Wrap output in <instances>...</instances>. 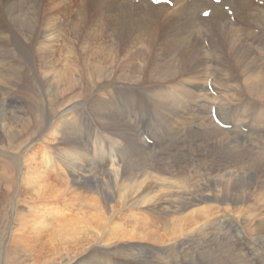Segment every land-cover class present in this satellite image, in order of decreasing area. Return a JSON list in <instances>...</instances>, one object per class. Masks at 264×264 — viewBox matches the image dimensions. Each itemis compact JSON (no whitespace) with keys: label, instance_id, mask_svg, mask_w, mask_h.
<instances>
[{"label":"bare ground","instance_id":"1","mask_svg":"<svg viewBox=\"0 0 264 264\" xmlns=\"http://www.w3.org/2000/svg\"><path fill=\"white\" fill-rule=\"evenodd\" d=\"M77 2V12L89 11L90 4L92 7L94 6L93 8L98 12L99 18L95 21H89L88 25L89 27L93 25L96 26L94 34L92 37H83V40L86 42H93L99 35L110 37L111 41L108 42L111 48L107 55L112 57L113 67L115 66L114 64L118 63L120 60L119 58L122 57L120 54L124 52H122L124 47L130 46V44L133 42L135 43V41L137 42L135 46L142 45L140 52L134 49L135 46L131 47V49L128 48L130 49L129 51H136V53L138 52L137 55L147 57L148 52L146 51V46L149 44L148 41L154 43L160 40L161 42L167 43L166 47L182 46L186 48L189 45L188 42L194 35H197L200 41L207 38L209 40L208 43H210L212 47V51L220 49L224 40H228L231 47H233L231 43H236L240 48H244L245 50L248 49V55L244 56H247L249 59L255 54L253 49L256 47L261 52L258 57H260L264 65V0H251L250 2L248 0H223L221 4H215L213 0H174L173 7L168 5L156 6L151 0H140L139 3L124 0H0V101L8 96H17L21 98L16 90L20 86H25L30 90H32V87H36L39 84L37 80L40 74L37 71L38 69H36L38 66L41 73L46 78V81L45 79L40 80L45 81V85L49 84L50 87H54L52 90L51 105L56 103L55 101L59 99L58 96L61 95L59 88L62 87L64 89L62 93L63 96L66 93H72L74 97L76 95L77 99L82 97L83 90L76 91L72 83L66 85L59 77V74L52 73V75H49L50 71L46 73V59L48 58L49 60V58L55 54L63 55L64 53H70L73 47L71 45L72 43L70 44V38L68 36L77 35V33L80 34L81 32L80 26L85 20L82 18L78 19L77 12L71 14L72 17H75L71 19V22L70 20L67 22L66 19L62 18L63 14L75 11L73 7L77 6H73V4ZM257 2H262V4ZM225 5H230V9L233 10V17L225 10ZM209 8H211L213 12L210 17L203 18L200 14ZM146 15L150 19L165 20L171 23L173 25L172 33L162 36L148 26L140 28V25L134 23L133 20L136 17ZM120 20L129 21V24H123L118 27L117 23ZM240 24H242V33L239 35V31L235 26ZM250 25H252L253 28L249 27ZM152 32L153 36L151 37ZM190 35H192V37L188 40ZM256 36H259L261 40L255 39L252 43L254 44L255 41H261L263 44L249 47L245 41H252V37ZM60 38H62V42ZM236 40L238 42H235ZM143 42L146 44H143ZM69 45H71V47ZM198 45L201 46L200 43H198ZM91 51L92 49L90 50V54ZM95 51L94 53H96ZM102 52L100 53L99 51L101 55H103ZM131 54L134 53L131 52ZM217 54L218 59L216 60H218L220 65L223 64L222 70L218 69L219 72L215 74V79L211 73L210 78H207L208 75L205 74L207 69L205 68L204 58L208 57L209 62L215 59ZM255 57L257 58L256 54ZM38 58L39 60H37ZM226 59L223 60L221 54L218 52H210L206 56L190 62L184 71L187 74L188 80L179 79L182 81L174 85L173 92L177 90L179 95H177L178 98H173L172 101L167 99L168 92L166 91L170 89L171 80H173L174 77L175 81L178 79L176 76L177 73L174 70H164L166 76H164L163 70H158L160 72L157 74H159L160 77L157 79V82L154 83L153 91L147 93H145L146 90L141 88L142 84L139 81L131 85L130 83H123V81H126V78H120V80H118L119 75L115 73V68H113L110 73L106 74V71L101 70L105 69V67H101L100 70L89 75L92 77L91 81H94L93 95L91 94L90 96L92 101L95 99L92 111L94 112V118L91 121L95 125L98 122L105 132H101L96 141L97 143L99 142L98 144L102 146V149H106L108 146V149L112 153L109 154L110 159L107 161L104 160L106 163L102 167L103 169H107L108 180L104 177L105 174H103V176H101L102 174H97V176L104 178L103 182L99 183V181L94 178L89 184L88 182L86 183L89 186L90 184L99 185V188L95 192L96 195H89L90 201H87L88 203L77 197L78 201L76 207L85 206V209H90L89 211H92L89 212L92 213L90 217H88V215H83L86 212L83 211V213H80L78 209L77 215L79 216L72 217V213H69L70 208L62 211L64 207H61V204L70 205L76 202L74 199L76 197L73 198L69 195V172H72V175L78 179L90 176V173L95 169V165L93 164L96 163L98 151L93 150V147L90 149L88 147L85 151V146L81 148V144L77 138L75 136L71 137V135L68 134L70 126L76 127L72 122L73 117L70 118L66 115L69 111L71 112V109H67L63 112L65 117L62 119L60 118V121H57V117H61L62 115L54 117L53 120L48 117L49 119L47 122L40 124L38 120H34L36 111L34 107H36V103L32 107L28 105V108L31 109L32 112L30 118L21 119L22 124L25 128L33 124L36 129L35 133L37 137L35 141L31 143L38 141L45 146H37L36 152L35 148L31 149L30 152L27 151L31 146L30 141L33 140L31 139V137H34L33 133L21 135L20 132L16 131V134H12L11 131L8 132L6 129H3L2 135L0 136V143L9 145L10 147L8 148L17 149L18 146L24 149V151L18 152V149L16 153L6 154L4 150L5 146H0V155L10 160L9 164L4 162L8 168L13 167L14 171L20 170L21 172L25 170L26 177L24 175V177L22 176V186H25L26 193L31 194V200H33H29V203H27L32 204L29 209L28 206H15V211L17 213L16 219L19 222H16L15 218H13L17 223V228L15 230L25 235V237H20L18 235L19 238L15 236L12 237V240H19L15 246H22L25 244L23 249L19 248V252H22L21 254H24L26 257L25 259L13 262L9 259V253L14 242L11 244L9 242L7 244L0 241V264H86L88 261H91L92 258H94V260L90 262V264H131L129 260H126V250H132L130 247H133V241L129 242V240H147L150 237H154L151 239H155L154 241L159 243L158 247L154 244V248L159 249L161 248L160 245L164 242V238L167 237V233L162 230H167L166 228L168 227L171 232H173L174 229L177 231V228L168 224L166 219L167 214L164 212L166 210L165 208L169 206V197L173 196L190 197L197 201L206 200V203L213 200L217 204L213 205L212 208L207 207L206 210H209L210 214L206 212L204 213L206 216L199 218L204 221L200 230L195 228L190 229L193 234L197 232L203 233L197 238V241H195L193 236H188L187 238V244L194 248L196 252L202 253L201 250L205 249L203 244H208V251L214 254L213 261L215 263L217 260H221L219 259L220 256L214 253L217 252L215 251V243L218 241H229L230 243H234L236 249L242 250L240 251V255L244 260L236 261V263L233 261L232 264H249V261L254 262V264H261L257 257L251 260L248 258L250 254L255 255V253L252 252L251 249H247V247L246 249L240 248L246 244L241 243V245H237L234 239H232L233 236H230L231 234L227 225L220 224V226L218 225L220 228L213 229L214 226L212 224L216 223H209L214 218L220 216H214L217 212H224L222 218H225L229 224L234 222L238 228L242 226V231L244 230V232H246L244 238L238 235L243 242L246 240L245 238H250V236H260L262 237L260 239H264V190L259 191V189L255 188L256 192H254L251 188V184H255L254 187L257 183L264 184V148L259 147L261 144L259 145L254 140H248L245 135L238 137L239 134H236L233 139H228L230 142H225L227 139H224L220 150L217 151V149H219L218 145H213L212 148L209 149L208 158L210 159V163L207 162V157L202 160L198 158L192 159L188 162L187 159L190 155L186 152H182L184 147L181 148V145H176L178 140L187 138V134L182 132L181 136H179V134L175 132H166L167 129L177 128V125L179 126L180 124L179 121L176 122L174 118L165 117V112L163 117L156 118L157 121H155L154 125L156 127H162L161 129L165 131L160 132V134L157 132L156 134L159 135V138L156 144L149 146L145 145L143 134L138 132L142 126V121L140 122L134 116L130 117L133 113L142 110L140 109L141 104L139 105L141 101L144 106H146L145 108H153V110H156L157 107L163 108L165 106H172V104H174L173 102L177 99L185 102L184 95L188 96L189 94L188 86H195V88L198 89L202 85L199 83H201L200 81H202L203 77H206V83H211L212 85L214 82L216 84L215 89H212L213 91H217L223 98L226 97L225 93L228 91L227 88L234 92H240V86L239 90H235L231 89L226 83L223 85L221 84V81L222 83L225 81L226 73L232 71L228 63L225 62ZM96 60H98V58ZM128 60H130V58ZM130 61L132 62L133 60ZM242 62L244 63L243 59ZM255 62L257 65H262L256 60ZM90 63L87 62L89 66L91 65ZM247 65L249 64H245V66L243 64V67L248 77L249 91L257 90V93L259 92L261 95L254 94L259 96L258 99L264 100V71L261 70L256 74L257 69H248ZM138 69H140V66ZM18 71L19 77H13V75L18 74ZM145 74L146 73H144V75ZM153 74L155 73H152V75ZM95 76L98 79L105 78L106 81L112 84L109 85L108 83V88L102 86L96 90V83L98 84V81H95L93 78ZM52 77L53 79H51ZM83 78L84 77L81 78L80 74H78L76 81L82 85L84 83ZM155 88L159 90H155ZM66 96L64 97L66 98ZM147 98L149 99L147 100ZM149 100L152 102V105L149 104ZM227 101V105L230 107H234L238 105L239 102H242V100L239 99L238 102L235 103L234 96L228 97ZM61 107L62 105L58 106L60 109ZM167 108L169 109V107ZM103 109L107 112H102ZM123 110L125 111L122 112ZM22 112H25V116L24 113L23 116L26 117V110H22ZM22 112L13 110L12 115L21 114ZM118 112L122 113L120 114ZM123 114L125 115V121H127V124L125 123L126 125L116 120L119 118L117 117L118 115L122 116ZM73 115L74 114H72V116ZM79 119L84 125L86 117L84 114L82 116V112ZM17 121L18 120L11 122V124ZM167 121L171 122L167 123ZM113 122L118 123L120 126L114 125ZM136 125L137 127H134ZM127 126L130 127V131L134 127V131L129 132ZM79 127L81 128V126ZM263 130L264 129H262V131ZM187 131L186 133L189 134ZM262 131L261 134L263 133ZM137 134L141 135L143 140H138ZM147 134L150 135L149 130H147ZM113 136L114 138H110ZM160 138L162 139L161 141ZM121 141L128 147V157L125 152L121 153L118 151V147L121 146ZM97 143H95V145H97ZM226 143L228 145L234 143L244 144V147L249 150V153L243 150L241 155L243 160L238 163L237 159L238 155L241 153L240 150L238 152H233L228 149ZM165 145L168 148L165 149ZM256 147L259 148L257 151ZM164 151L165 154L163 153ZM21 152H23V156ZM54 152L63 154V156L66 155L65 157L71 160H67L68 163L64 166L62 162L59 163L60 161H57L58 154L56 155ZM244 159H247L248 162H244ZM19 161L23 164L18 165ZM61 161H63V158ZM208 164L210 165L209 167H207ZM43 165L45 167H43ZM91 165H93V167ZM178 165L181 166L177 168V174H179L177 177H173L172 180L159 177V173L167 172L170 169L174 171L173 166ZM216 165L220 168L218 173L213 170V166ZM254 167H258L260 170L262 169L263 175L258 177L255 176L257 170L254 169ZM51 176L55 180L59 179V183L53 182L52 178L48 181L47 179ZM65 178H67L68 181H66ZM203 178L204 182L200 181L198 184L199 180ZM63 179L65 181H63ZM15 182L17 183L14 189L17 190L19 181L16 180ZM192 182L196 183L194 187H191ZM11 183H13L12 180ZM8 188L10 191L11 186H8ZM76 193L78 195L82 194L80 191ZM163 197L168 200V205H165L166 202L164 203L165 199H163ZM252 197L256 198H253V200H257V202L247 203ZM19 202L20 200L18 203ZM207 204L210 205L211 203ZM180 206L183 207V211H187L192 207L191 203L186 202V200L182 201ZM161 211L164 213L163 216L161 215ZM232 211L236 213L233 214ZM199 212L202 211L200 210ZM188 221L193 224L191 218H188ZM107 222L115 223L111 224V227L106 231L105 225ZM165 223L167 226L161 227L162 230H160V224ZM103 229L106 235L99 232L103 231ZM154 229L157 230L158 236ZM178 229L182 231L185 228ZM2 230L4 231V229ZM159 232H163V234ZM45 233L54 234L52 237L54 240L51 238L52 241L49 244L45 243L41 246V241L43 240L41 235H46ZM14 234H16L15 231ZM100 234L102 236L96 238ZM26 235L30 236L32 241L28 240L29 242H22L23 239L27 237ZM214 239L215 243L213 242ZM101 241H103L104 244L101 243ZM151 242L152 241H150V243ZM196 243L200 245H198V248L196 246L193 247ZM8 245H10V247H7ZM35 245L36 247H33ZM13 248L17 249V247ZM110 248H113L114 253H112ZM163 250L162 247L158 252H162ZM103 251H106V253H103ZM108 252H111L114 257L112 258L111 254ZM117 254H121L122 257H117ZM129 254L134 256L135 253L133 251ZM206 255L202 253L199 257L204 256L203 258L207 259ZM164 260L165 258H160L156 261L152 259L143 260L142 258V261H138L137 259L135 262L138 264H160ZM229 260L230 259H224L223 262Z\"/></svg>","mask_w":264,"mask_h":264},{"label":"rangeland","instance_id":"2","mask_svg":"<svg viewBox=\"0 0 264 264\" xmlns=\"http://www.w3.org/2000/svg\"><path fill=\"white\" fill-rule=\"evenodd\" d=\"M135 1H136V3H139V2H137L139 0H130V2H135ZM146 1H149V0H146ZM248 1L250 2L251 0H248ZM74 5L77 6V7H73V9L75 8L74 9L75 11H71L67 14L62 15V18L66 19L67 22L69 20L71 22V19L75 18V17H72L71 14L73 12H77L78 2L74 3L73 6ZM93 7L90 4V7H89L90 10L89 11L77 12V18L78 19L82 18L85 21H83V24H81V26H80V31H81L80 34L77 33V35L68 36L70 38V44L72 43L71 44L73 47L71 49L72 51L70 53H64L63 55L55 54L54 56H51L49 58V60H48V58L46 59V73L49 71H50L49 75H52V73H57V74H59V77L63 80V83H65L66 85H69L70 83H72L74 88L76 89V91L77 90L78 91L83 90L82 91V97L77 99L76 95L74 97V94L72 95V93H66V94L64 93L65 94L64 96L67 95L65 98L62 94L64 92V89L62 87V88H59V90L61 92V95L58 96L59 99H57L55 101L56 103L51 105L52 94H53L52 90L54 89V87H50L49 84L45 85L46 78L41 73L40 68L38 66L36 69H38L37 71L40 74L38 75V80H37L39 82V84L36 87H32V90H30L29 88H26L25 86H20L16 90L19 94V97L21 96V98H18L17 96H8V97H5L3 100L0 101V136L2 135L3 129H6V131H8V132L11 131L12 134H16V131L20 132L21 135H23V134L28 135L29 133H33L34 137L33 138L31 137V139H33V140L30 141L31 146L27 149L28 152H30L31 149H33V148H35V152H36L37 146H41V147L45 146L44 144H41V142H38V141H36L35 143H31V142H34L35 138L37 137V135L35 133V131H36L35 126L33 124H30V127L25 128V126L22 124V121H21L22 118H25V119L30 118L32 111H31V109L28 108V105H30V107H32L33 105H35V103H36V107H34V109H36V111H35V119L34 120H38L40 122V124H44V122H47V120L49 119L48 117L52 118V120H53L54 117L62 115L61 117L60 116L57 117V121H60V118L62 119L63 117H65V115H63V112H65L67 109H71V112L69 111L70 113L68 112V114H66V115L70 118L73 117L72 122H73V124L76 125V127L70 126V130H69L68 134L71 135V137L75 136L77 138V140L80 142L81 148L85 146L84 150L88 147H89V149L93 147L92 148L93 150H97L99 152V154L97 152L98 156L96 158V163L93 162L94 163L93 165H95L94 166L95 169L90 173L91 174L90 176L85 177V178L82 177V178L78 179L77 177H74L72 175V172H69L68 176H69L70 180L68 181V179L65 178V180L68 181V184L70 182V184H69L70 194L69 195L73 198L76 197V198H74L76 200V202L73 204L71 203L70 205L69 204L68 205H64V204L62 205L61 204V207H64L62 209V211H65L66 209L70 208L69 213L70 214L72 213V217H76V216H79V215H77V209H78V210H80V213H83V211L86 212L83 215H88V217L92 216V213H89L92 211H89L90 209L89 210L85 209L86 208L85 206H80L78 208L76 207L77 201H78L77 197L80 200H83L84 202L90 201L89 195H91V196L96 195L95 192L99 188V185L98 184H96V185L90 184V186H89L88 185L89 182L91 180H93L94 178L96 180H98L99 183L103 182L104 178L101 177V176H103V174H105L104 177L106 178V180H108L107 169H103L102 167L105 165L106 161L108 159H110L109 154H112V153L108 149V146L106 149L105 148L102 149V146L100 144H98L99 142L97 143L96 140L98 139L100 133L101 132L105 133V132L102 130V128L100 127V124L98 122L95 125L91 121L94 118V116H93L94 112H92V111H93V103L95 102V99L92 101L91 96H90L91 94L93 95L94 81H91L92 77L89 75H91V73H94V72L100 70L101 67H103V68L105 67V69H101V70L106 71V74L110 73V71L113 68H115V73L117 75H119L118 80H120V78H126V81H123V83H125V84L130 83L132 85L133 83H136L137 81H139L142 84L141 88L143 90H146L145 93L153 91L154 83H156L157 79L160 77L159 74H157L158 72H160L158 70H163L164 76H166V73L164 70H167V71H173L174 70L177 73L176 76L178 77V79H177V81H175V77H174L173 80H171V82H170V89L168 91H166V92H168L167 93V95H168L167 99L172 101L173 98H178L177 95H179L177 90H174V92H173L174 85L177 82L182 81L179 79L188 80L187 74L184 72L186 70V67H188V64L190 62L196 60L197 58L206 56L210 52H216V53L218 52L219 54H221V58L223 60L226 58H229V59H226L225 62L228 63L229 67L232 70V71L226 73L227 75L225 76V81H223V83L221 81V84L223 85L224 83H226V85H228L231 89H235V90L236 89L239 90V86H240L241 87L240 92L239 91L234 92L233 90H230L229 88H227L228 91L225 93L226 97L223 98L219 93H217V91H213L212 88L215 89L216 84L214 82L212 85H211V83L210 84L206 83V80H205L206 77H203L204 81L202 78V81H200L201 83H199V84H202L201 86L199 85L200 89L199 88L196 89L195 86H188L189 94H188V96L184 95V98L186 100L185 102H182V101L177 99L176 101L173 102L174 104H172L170 102L172 104V106H167V107H169V109L165 106L166 108L165 107H163V108L157 107L156 110H153V108H145L146 106H144V104L141 101L139 103V105L141 104L140 109H142V110L137 112V113H133L130 117L134 116L140 122L142 121V126L140 127V130L138 132L143 134L144 142L146 143V144L145 143L144 144L149 145V146L155 145L158 138H159L158 134H160V132H162V131L163 132L165 131L164 129H161L162 127H159V126L156 127L154 125L155 121H157L156 118L163 117L164 112H165V117L174 118V120L176 119V122L179 121L180 124H179V126L177 125V128L167 129L166 132H169V131L175 132V133H178L179 136H181L182 132L183 133L185 132V134H187V138H185L184 140L183 139L178 140L176 142V145L177 146L181 145V148L184 147L182 149V152H186L190 155L187 159L188 162H190L192 159L198 158V159L202 160L203 158L207 157V162L210 163V159L208 158V153L210 151L209 149L212 148L213 145H218L219 149H217V151L220 150L224 139H227V140H225V142L229 141L228 139H230V140L233 139L236 134H239L238 137L245 135L248 138V140H254L259 145L261 144L259 146L260 148H264V145H263L264 144V130L262 131V129H264V111H263L264 110V100L258 99L259 96H256V95H261V94L259 92L257 93V90H255L256 92L255 91H251V92L249 91L250 87H249L248 77H247V74L245 72V68L243 67V64H244V66H245V64H249V65H247L248 69H251V70L257 69L256 74L259 73L261 70L264 71V65L262 64V60L260 59V57H258L261 54V52L258 48L254 47V49H253L257 58L255 57V54H253L252 58L249 59L247 56H244V55H248V49L245 50L244 48H240V46L238 44L236 45V43H231V45L233 46V47H231L228 40H224L223 45L220 49H218L216 51H212V47H211L210 43H208L209 40L207 38H204L203 41H200V39L197 35H194L193 37H192V35H190L188 37V40L191 37H192V39L188 42L189 45L186 48H184L182 46L166 47L167 43L161 42L160 40H157L154 43L148 41L149 44H147V46H146V51L148 52V54H147V57H144L143 55H137V53L140 52V48L142 45L141 46L140 45L135 46L137 44V42L135 41V43L134 42L131 43L130 46L124 47V49L122 50V52L123 51L124 52L120 54V56H122V57L119 58L120 60L118 59L119 60L118 63L114 64L115 66L113 67L112 66V57L110 55H107V54H109L108 52H110V48H111L109 46L110 43L108 42V41H111L110 37H105V36L99 35L98 38L93 40V42L92 41L86 42L83 40V37H88V36L92 37V35L94 34V29L96 28V26H94V25L91 27L88 26L89 21H95L99 18L98 12L95 11L96 9ZM133 21L136 25L137 24L140 25V28H144V27L148 26V27L154 29L158 34H160L162 36H165L166 34L172 33L173 25L171 23L166 22L165 20L150 19L146 15V16H138ZM123 24L128 25L129 21L120 20L117 23V26L120 27ZM235 27L239 31V35H240V33H242V29H241L242 24L237 25ZM249 27L253 28L252 25H250ZM89 29H91V30H89ZM100 34H101V32H100ZM152 36H153V32H152L151 37ZM253 36H255V35H253ZM60 39L62 42V38H60ZM255 39L261 40V38L259 36H256V37H252V41L247 40L245 42H246V44L249 45V47L258 46V44L259 45L263 44V42H261V41H255V43L253 44L252 42ZM103 41H104V43H103ZM235 42H238V41L236 40ZM198 43H200L201 46H199ZM250 43H252V44H250ZM143 44H146V43L143 42ZM71 45H69V46L71 47ZM86 45H88V46H86ZM105 45H107V46H105ZM103 46H104V48H103ZM131 47H134V49H136V51L138 50V52L136 53V51H129L131 49ZM90 48L92 49L91 54H90V50H91ZM128 48H130V49H128ZM95 49H96V51H95ZM101 49L103 50V52ZM93 50L96 53H94ZM97 50H98V52H97ZM99 51H100V53L102 52L103 55H101L99 53ZM126 51H127V53H126ZM131 52L134 53L135 55L131 54ZM92 53H94V54H92ZM68 54H70V55H68ZM133 55H134V57H133ZM253 57L255 58V60L259 64H262V65H257ZM97 58H98V60H96ZM129 58H130V60H133L132 62L134 64L130 60H128ZM140 59L142 62L140 61ZM216 59H218V54H217V57L215 59H212L209 62H208V57L204 58V63L206 65L205 68L207 69L205 74L208 75L207 78H210V73H211L215 79V74L217 72H219L218 69L222 70L223 64L220 65L218 63V60H216ZM242 59L244 60V63L242 62ZM37 60H39V58ZM87 62L88 63L92 62L93 64L90 63L91 65L89 66L87 64ZM109 62H110V64H109ZM149 65H151V66H149ZM139 66H140V69H138ZM141 67L142 68L146 67V68L142 69ZM138 71H139V74H138ZM142 71L146 74L144 75V73ZM147 71H149V72H147ZM17 73L18 74L13 75V77H17V76L19 77V71ZM85 73H86V75H85ZM152 73H155V74L152 75ZM78 74H80L81 78L84 77L83 80H84L85 84L83 83L81 85L76 81ZM124 74H125V76H124ZM127 74H129V75H127ZM137 76H139V77H137ZM136 77H137V79H136ZM60 78H56V79H60ZM93 78L95 79V81L96 80L98 81V84L96 83V90L101 88L102 86L105 88H108V86L110 84H112L109 81H106L105 78L98 79L96 76ZM40 79H45V81H41ZM51 79H53V77ZM108 83H109V85H108ZM60 85H62V84H60ZM167 85H169V84H167ZM222 85H221V87H222ZM81 86H82V88H81ZM210 87H211V89H210ZM155 90H159V89L155 88ZM46 95H48V96H46ZM230 96H234L235 103H237L239 99H241L242 102H239L238 105H236L234 107H230L227 105L228 104L227 98ZM68 98H69V100H68ZM247 98H249V99H247ZM148 99L149 98H147V100ZM67 100L70 102H68ZM63 104L65 107L63 106ZM149 104L152 105V102L150 100H149ZM61 105H62L61 109L58 108V106H61ZM13 110L16 112H22V110H24V111L26 110V117H24L25 112H22L21 114H17V115H12ZM103 110H102V112H107V111H105V110L103 111ZM173 110H174V112H173ZM214 110L216 111L215 112L216 118H218L220 120V122L219 121L217 122L215 120V117L213 114ZM124 111L125 110H123L122 112H124ZM81 112H82V116L84 114L86 117V122L84 125L81 122V120L79 119L81 116ZM122 112H118V113L121 114ZM23 113H24V116H23ZM55 113H56V115H55ZM72 114H74V115L72 116ZM91 116H92V118H91ZM124 116H125L124 114L122 116L118 115L117 117H119V118L116 120L122 124H125V123L127 124V121H125ZM16 120H18L16 123L11 124V122H14ZM83 121H84V119H83ZM168 122H171V121H167V123ZM113 124L116 126H120L118 123L113 122ZM186 124H187V126H186ZM90 125H91V127H90ZM200 125H202V126H200ZM79 126H81V128ZM225 126H228L229 129L226 128ZM134 127H137V125ZM134 127L130 131V127L127 126L129 132H133L135 129ZM30 128H31V132H30ZM143 130H145V131L143 132ZM147 130H149V134H150L149 136H151V138L153 139L152 144L147 142V139H146V136L148 137ZM187 130H189V131H187ZM186 131L189 132V134L186 133ZM261 131L263 132L262 134H261ZM157 132H158V134H156ZM137 136H138V140H140V139L143 140L141 135L137 134ZM110 138H114V136L110 137ZM161 140L162 139L160 138V141ZM169 141L173 142L172 140H169ZM171 142H169V143H171ZM95 143H97V145H95ZM227 143H226V146L228 145ZM171 144H169V145H171ZM258 144H256V145H258ZM0 146H5L4 150L6 151V154H13L14 152L16 153L18 149H19L18 152L24 151V149L22 147H20L21 148V150H20V148L17 145H16L17 149L8 148L10 146L7 144L4 145V144L0 143ZM118 148H119L118 151H120L121 153L125 152L127 154V157L129 156L128 155V147H127V145H125L124 142L122 143V141H121V146H119ZM166 148H168V147L165 145V149ZM107 149H108V151H107ZM228 149L232 150L233 152H238L240 150L241 153H240V155H238V159H237L238 163L243 160V157L241 156L243 153V150H245V151H247V153H249V150L246 147H244V144H238V143L230 144V145H228ZM258 149L259 148L256 147V151ZM21 153H22L21 155L23 156V152H21ZM54 153L56 155L58 154L57 155V161L58 162L60 161L59 163L62 162V164L64 166L66 165V163H68L67 160H69L70 158L65 157L66 155L63 156V154H60L57 152H54ZM100 153H101V155H100ZM163 153L165 154V151ZM0 154H1V152H0ZM62 158H63V161H61ZM19 159L21 160L20 157H19ZM59 159H61V160H59ZM129 159L131 161L130 157H129ZM104 160H106V161L104 162ZM0 161H1L0 162V195H1L0 196V215H1L0 216V224H2V225H0V229H1L0 230V241H3L4 243H7V244L9 242H10V244L14 242L13 246L10 248L11 254L9 253V256H10L9 259L14 262V261L25 259V257H26L24 254H21L22 252L21 253L19 252V248L23 249L25 244H23L22 246L21 245L15 246L19 240H17V241L12 240V237H15V236H17V238H19L18 235L20 237H25V235H22L21 233H19L15 230L17 228L16 222H19L16 219L17 213L15 211V208L18 205H20V206H28V209H29V207L32 206V204H27V203H29L28 202L29 200L30 201H33V200H31V194L26 193V189L24 188L25 186L24 187L22 186V179L24 176L26 177L25 170L21 169L22 170V172H21L20 170L14 171L13 167L8 168L4 162L9 164L10 160L3 158L1 155H0ZM64 161H66V162H64ZM13 162H14V158H13ZM36 162H37V160H36ZM244 162H248V160L244 159ZM22 164L23 163L21 161L18 162V165H22ZM93 165H91V166L93 167ZM179 166H181V165L173 166L174 171L170 169L167 172L159 173L160 174L159 177L168 178V179L172 180L173 177H177L179 175V174H177V168ZM209 166L210 165L208 164L207 167H209ZM43 167H45V166L43 165ZM97 168H98V170H97ZM147 169H149V168H147ZM219 169L220 168L217 165L213 166V170H215V172L218 173ZM254 169L257 170V173L255 176L258 177V176L263 175L262 169L260 170L258 167H254ZM215 172H214V174H215ZM97 174L98 175L102 174V175L97 176ZM4 175L7 177H5ZM12 176L13 177L15 176V177L13 178ZM51 178H52L53 182L59 183V181H58L59 179L55 180L52 176L47 180L50 181ZM11 180L13 183H11ZM16 180L19 181V186L17 188L18 191L16 189H14L16 187V183H17V182H15ZM65 180L63 179V181H65ZM76 181H78V182H76ZM200 181L204 182V178L199 180L198 184L200 183ZM240 181H242V180H240ZM87 182H88V184H86ZM195 185H196V183L192 182L191 187H194ZM254 185L251 184V188L253 189L254 192H256L255 188L259 189V191L264 190V184L263 183H257L255 187H254ZM8 186H11L10 191H9L10 187L8 188ZM62 186H63V184H62ZM63 189H65V188H63ZM78 191L82 192V194L78 195L76 193ZM253 198L254 197H252V199L247 201V203H250V202L256 203L257 200L255 201V200H253ZM16 199H17V201H16ZM163 199H165V198L163 197ZM254 199H256V198H254ZM19 200H20V202L18 203ZM185 200H186V202H190L191 206H192L187 211H183L182 210L183 207L180 206V203L182 201H185ZM167 201L168 200H166V199L164 200V203L166 202L165 205L169 204V206H167L165 208L166 210L164 211L167 214L166 219H167V222L169 225L177 228V231L174 229V231L171 232V231H169L168 227L166 228L167 230H162L161 227H166L167 224L166 223L160 224L159 229L162 231H165L167 233V237L164 238V242L162 243V245H160L161 248H159V249H162V247H163L164 250L162 252L161 251L158 252L159 249L154 248L155 245L157 247L159 245L158 242L154 241L155 239H153V240L151 239L154 237H150L147 240H139L138 239L139 241L137 239L136 240H129V242H132V241L134 242V243L132 242L133 247H130V248H132V250L131 249L126 250V255H127L126 260H129L131 264H138L135 262V260L138 259V261H142V258H143V260L152 259L155 261L160 259V258H165V260L163 262H161L160 264H232L233 261H235L234 263H236V261H244L240 255V253H241L240 251H242V250L236 249L234 243H232V242L230 243L229 241L228 242L227 241L216 242L217 244L220 245L219 246L215 243V239L213 240V242L215 243V251H217L214 253L215 254L217 253V255L220 256L219 259H221V260H217L215 263L213 261V258H214L213 255L214 254L208 251V247H209L208 244H206V243L203 244L205 249L201 250L202 253H205V255L206 254L208 255V257L206 255L207 259L203 258L204 256L199 257V255H201L202 253L196 252V250L194 248H192L189 244H187L188 236H193L195 241H197V238L203 234L200 232L193 234L190 229H193V228L199 229V230L201 229L202 223L204 221H202L199 218L206 216L204 214L206 212L208 214H210L209 210L207 211L206 208L207 207L212 208L213 205H217L215 201L212 200V201L207 202L209 204L211 203L210 205H208L206 203V200L205 201H197V200L192 199L190 197H178V196L169 197L168 204H167ZM41 205H43V204H41ZM28 209H26V210H28ZM200 210L202 212H199ZM121 212H122V210H121ZM232 213L235 214L236 212L232 211ZM163 214L164 213H162V211H161L162 216H163ZM218 215H220V216H218ZM222 215H224V212L223 213L217 212L216 215H214V216H218V218H214L213 220H211L209 222L210 224H212L211 222L216 223V224H212L214 226L213 229L220 228L219 227L220 224L227 225L228 230L230 231V234H231L230 236L231 237L233 236L232 239H234V241L237 243V245H241V243H245L247 245V246L244 245L243 247H240V246H238V247L245 248V249L247 247V249L249 248V249H251L252 252L255 253V255L250 254V256H248V258L251 260V259H256L254 257H257L259 259L260 263L264 264V239H260V238H262L260 236H258V237L250 236V238H245L247 241L244 240V242H243V240H241L238 237V235L243 236V238L245 237L246 232H244V230L242 231V226H240L241 228H238L234 224V222L229 224L225 218H222ZM67 216H68V214H67ZM184 217L191 218L193 221V224H191L190 221H188V218H184ZM13 218H15L16 222L14 221ZM236 218H238V217H236ZM6 219H7V221H6ZM113 223H115V222H107V224L105 225L106 231L108 230L109 227H111V224H113ZM178 228H185V229L180 231ZM2 229H4V231ZM7 230H9V231H7ZM14 231L16 234H14ZM99 232H101V234L106 235L104 233V229H103V231H99ZM155 233H156V235L158 234L157 230H155ZM159 233L163 234V232H159ZM45 234L46 235H44V234L41 235V238L43 237V240L41 241V246L44 245L45 243L49 244L52 241L51 238L54 235V234L52 235L51 233H45ZM101 234L96 238L101 237L102 236ZM152 235H154V234H152ZM26 236L27 237L24 238L22 242H29L28 240L32 241L30 236H28V235H26ZM52 239L54 240V238H52ZM149 240L152 241L151 243H153V244H151ZM101 243H103V241H101ZM7 244H4V245H7ZM98 244H100V243H98ZM138 244H139V246H138ZM198 245H199V243H196L193 245V247L196 246L198 248L200 246V245L199 246ZM7 247H10V245H8ZM13 247H17V249L16 248L14 249ZM33 247H36V245ZM144 247H145V249H144ZM110 249L112 250V253H114L113 248H110ZM127 251H129V252H127ZM133 251L136 254V256H135V254H134V256H131L129 254ZM103 253H106V251H103ZM108 253L111 254L112 258L114 257V255L111 252H108ZM144 254H145V256H144ZM153 254L156 256H154ZM117 257L121 258L122 255L117 254ZM224 259H230V260L227 262H223ZM93 260H94V258H92L91 261H88L86 264H90V262H92ZM249 264H254V262L249 261Z\"/></svg>","mask_w":264,"mask_h":264}]
</instances>
